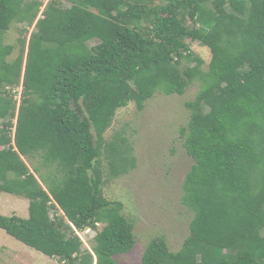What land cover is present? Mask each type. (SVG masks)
I'll return each mask as SVG.
<instances>
[{
    "label": "trees",
    "instance_id": "obj_1",
    "mask_svg": "<svg viewBox=\"0 0 264 264\" xmlns=\"http://www.w3.org/2000/svg\"><path fill=\"white\" fill-rule=\"evenodd\" d=\"M65 1L39 18V0H0V193L29 201L27 219L0 215V229L62 264H116L135 246L134 224L102 185L135 158L124 132L105 133L119 109L142 111L157 92L181 96L197 82L180 130L193 160L189 234L177 252L151 240L142 264H264V0ZM14 22L35 28L8 62ZM193 42L211 52L206 71ZM38 155L54 173L37 177L26 159ZM86 229L96 231L90 250Z\"/></svg>",
    "mask_w": 264,
    "mask_h": 264
},
{
    "label": "rangeland",
    "instance_id": "obj_2",
    "mask_svg": "<svg viewBox=\"0 0 264 264\" xmlns=\"http://www.w3.org/2000/svg\"><path fill=\"white\" fill-rule=\"evenodd\" d=\"M39 1L42 3L39 18H43L42 14L51 0ZM59 1L63 6L71 7V3L65 0ZM34 28L18 22L11 25L4 38V44L13 47L8 62L17 59L20 40L26 36L29 42ZM23 29L27 30L26 34L22 32ZM94 45V41L88 43L89 47ZM190 45L196 56L203 60L202 68L206 71L212 57L210 50L197 42ZM194 65L185 63V66ZM233 79L234 75L227 76L225 83L230 84ZM199 90L200 85L195 82L181 96L157 92L145 103L142 111L137 109L135 103H130L117 111L111 128L105 133V139L109 141L116 132H124L135 158L134 168L117 179L106 180L102 185L103 195L110 201L122 203L121 212L134 224L135 246L129 253L116 257V264H142L145 248L153 239H163L172 252H177L189 234L194 213L183 205L182 196L183 184L193 160L185 152L180 130L187 127L191 116L186 103L193 101ZM13 93L19 107L22 89H16ZM0 98L5 104L9 98L1 87ZM2 124L4 122L0 120L1 127ZM26 161L33 171L37 169L38 178L55 172L44 164L40 155ZM102 169L107 179L109 167L106 161ZM26 201L29 203L26 199L0 193V214L28 217ZM102 228L103 224H99L98 231ZM79 236L85 248L90 250L95 245L96 231L86 229L79 232ZM0 264L62 263L57 258H49L25 246L0 229Z\"/></svg>",
    "mask_w": 264,
    "mask_h": 264
},
{
    "label": "crops",
    "instance_id": "obj_3",
    "mask_svg": "<svg viewBox=\"0 0 264 264\" xmlns=\"http://www.w3.org/2000/svg\"><path fill=\"white\" fill-rule=\"evenodd\" d=\"M12 196H14V195H12ZM17 197V196H16ZM19 198V197H18ZM29 202V201H28ZM26 204H27V209H28V214H29V203H27V201L25 202ZM27 209H26V211H27ZM1 211V210H0ZM1 215V214H0ZM2 216H7V215H2ZM8 216H17V215H15V214H11V215H8ZM29 217V216H28ZM28 217H26V218H23V219H27Z\"/></svg>",
    "mask_w": 264,
    "mask_h": 264
}]
</instances>
